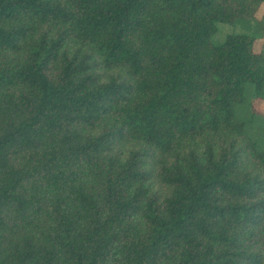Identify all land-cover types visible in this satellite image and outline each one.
Returning a JSON list of instances; mask_svg holds the SVG:
<instances>
[{
	"label": "trees",
	"instance_id": "trees-1",
	"mask_svg": "<svg viewBox=\"0 0 264 264\" xmlns=\"http://www.w3.org/2000/svg\"><path fill=\"white\" fill-rule=\"evenodd\" d=\"M262 4L0 0V264H264Z\"/></svg>",
	"mask_w": 264,
	"mask_h": 264
},
{
	"label": "rangeland",
	"instance_id": "rangeland-1",
	"mask_svg": "<svg viewBox=\"0 0 264 264\" xmlns=\"http://www.w3.org/2000/svg\"><path fill=\"white\" fill-rule=\"evenodd\" d=\"M262 14H264V4H262L260 9L257 11L256 17L259 18L262 16ZM230 31H242V27L240 25H235V26L229 25L228 26L227 24L220 23L218 27V32L214 36V39L220 40L227 32H230ZM262 41H264V39H262ZM254 104L258 109H264V101L259 100V101H256Z\"/></svg>",
	"mask_w": 264,
	"mask_h": 264
}]
</instances>
